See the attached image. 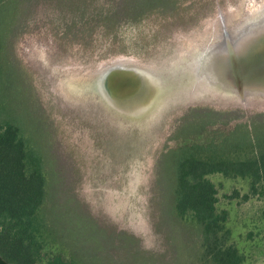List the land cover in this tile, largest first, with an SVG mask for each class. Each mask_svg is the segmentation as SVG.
I'll return each mask as SVG.
<instances>
[{
  "label": "rangeland",
  "instance_id": "1",
  "mask_svg": "<svg viewBox=\"0 0 264 264\" xmlns=\"http://www.w3.org/2000/svg\"><path fill=\"white\" fill-rule=\"evenodd\" d=\"M262 1L22 0L11 59L27 80L60 228L90 262L212 264L169 207L165 160L190 125H264L263 96L243 100L194 84L186 66L224 28L234 32L246 15L260 19L262 11L249 12ZM117 59L163 76L166 89L152 107L119 110L97 93L91 73ZM210 178L245 263L264 264V190L253 194L239 177Z\"/></svg>",
  "mask_w": 264,
  "mask_h": 264
},
{
  "label": "trees",
  "instance_id": "2",
  "mask_svg": "<svg viewBox=\"0 0 264 264\" xmlns=\"http://www.w3.org/2000/svg\"><path fill=\"white\" fill-rule=\"evenodd\" d=\"M21 5L22 0H0V254L14 264H94L60 228L53 174L28 103L27 80L11 59L9 39ZM209 126L180 131V142L166 155L169 207L198 236L212 264H246L210 176L247 179L253 194L264 190V125L221 132Z\"/></svg>",
  "mask_w": 264,
  "mask_h": 264
},
{
  "label": "water",
  "instance_id": "3",
  "mask_svg": "<svg viewBox=\"0 0 264 264\" xmlns=\"http://www.w3.org/2000/svg\"><path fill=\"white\" fill-rule=\"evenodd\" d=\"M260 19L248 15L234 32L224 28L212 36L203 50L192 55L186 65L192 83L216 85L245 99L247 94L264 97V0L257 9ZM214 40V41H213ZM132 60L117 59L92 74V86L110 105L119 110L142 112L156 103L165 91L154 71ZM128 65V66H126ZM0 264H14L0 254Z\"/></svg>",
  "mask_w": 264,
  "mask_h": 264
},
{
  "label": "flooded vegetation",
  "instance_id": "4",
  "mask_svg": "<svg viewBox=\"0 0 264 264\" xmlns=\"http://www.w3.org/2000/svg\"><path fill=\"white\" fill-rule=\"evenodd\" d=\"M183 65V64H182ZM182 65H178V66H176V67H174V69H179L180 68V71L183 69V66ZM185 68V67H184ZM171 69V68H170ZM154 74H155V76L157 77V79H158V81H159V83H160V81H161V85H165V80L163 79V76H161L159 73H156L155 71H154ZM178 76H180V75H178ZM165 87V89H166V86H164Z\"/></svg>",
  "mask_w": 264,
  "mask_h": 264
}]
</instances>
